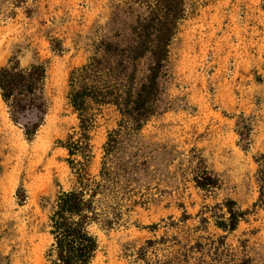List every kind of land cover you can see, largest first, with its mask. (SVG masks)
Returning <instances> with one entry per match:
<instances>
[{
	"label": "rangeland",
	"instance_id": "obj_1",
	"mask_svg": "<svg viewBox=\"0 0 264 264\" xmlns=\"http://www.w3.org/2000/svg\"><path fill=\"white\" fill-rule=\"evenodd\" d=\"M168 8L179 14L155 112L115 149L123 175L114 180L127 192L123 220L92 227V264H264V209L257 204L264 0H0V69L43 64L47 106L27 138L0 95V264H52L49 215L76 179L65 147L79 123L68 98L72 73L104 43L145 40L132 30ZM148 65L143 58L135 82L145 81ZM96 112L89 178L98 177L103 144L120 116L111 104ZM247 127L243 147L239 132ZM203 171L218 179L216 186L196 185ZM228 207L243 212L234 230L218 226Z\"/></svg>",
	"mask_w": 264,
	"mask_h": 264
},
{
	"label": "trees",
	"instance_id": "obj_2",
	"mask_svg": "<svg viewBox=\"0 0 264 264\" xmlns=\"http://www.w3.org/2000/svg\"><path fill=\"white\" fill-rule=\"evenodd\" d=\"M169 8L160 17H151L140 32L132 30L136 38L141 36L145 40L124 46L104 43L96 57L71 75L68 98L79 123L78 130L69 137L65 147L69 155L68 164L76 179L72 188L57 195L49 215L52 242L46 258L52 264H92L98 249L92 227L112 228L123 220L121 202L127 192L116 187L114 180L116 175H123L115 168V149L122 137L139 131L155 112L157 79L166 75L168 42L174 28L173 20L179 14H171ZM51 49L63 51L62 47L54 44H51ZM143 58H148L149 73L144 77L145 81L135 82V72ZM45 73L43 64L34 63L21 68L16 62L0 69L2 101L11 120L22 127L27 138L35 135L46 114ZM109 104L116 107L120 116L103 144L98 177L89 178L85 170L93 156L90 133L97 121L96 110L100 111L102 106ZM249 130L247 127L239 132L243 147L249 144ZM260 160L257 204L264 209V155ZM195 182L199 187H212L217 185L218 179L203 171L195 177ZM226 204H233V201L228 200ZM227 213L228 217L219 221L218 226L223 230H234L243 212L228 207Z\"/></svg>",
	"mask_w": 264,
	"mask_h": 264
}]
</instances>
